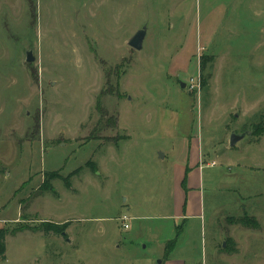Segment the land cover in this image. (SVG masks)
I'll list each match as a JSON object with an SVG mask.
<instances>
[{
	"label": "rangeland",
	"instance_id": "obj_1",
	"mask_svg": "<svg viewBox=\"0 0 264 264\" xmlns=\"http://www.w3.org/2000/svg\"><path fill=\"white\" fill-rule=\"evenodd\" d=\"M192 135L216 165L184 221ZM0 228V264H161L178 233L188 264H264V0H0Z\"/></svg>",
	"mask_w": 264,
	"mask_h": 264
},
{
	"label": "crops",
	"instance_id": "obj_2",
	"mask_svg": "<svg viewBox=\"0 0 264 264\" xmlns=\"http://www.w3.org/2000/svg\"><path fill=\"white\" fill-rule=\"evenodd\" d=\"M186 137V136H185ZM187 141V158L185 162L174 163V177L178 182L176 187L175 203L179 214V219L188 221L191 219H200L204 214V178L203 171L206 167H213L216 165V158L211 157L212 154L207 157L203 155L202 146L199 136L192 135L186 137ZM166 156V154H165ZM208 160V162H204ZM229 171L230 168H229ZM179 231L181 227H179ZM172 239L175 240L169 254L161 262V264H188L187 259L184 257L174 256L178 244V237ZM170 240V241H172ZM166 252V248H165Z\"/></svg>",
	"mask_w": 264,
	"mask_h": 264
},
{
	"label": "trees",
	"instance_id": "obj_3",
	"mask_svg": "<svg viewBox=\"0 0 264 264\" xmlns=\"http://www.w3.org/2000/svg\"><path fill=\"white\" fill-rule=\"evenodd\" d=\"M72 176V173L70 175V177ZM69 177V178H70ZM55 178H63L62 175H60L58 172H47L45 175V181L42 185V188L44 189H53V185L50 183L51 180L55 179ZM248 218V216L243 217V219H240L242 224H246L248 223V220H246ZM254 225H256V221H253ZM67 228V223L64 224H59V223H55V222H47L44 223L41 226L42 231H44L45 233H56V234H64L65 230ZM16 232V231H15ZM18 232V231H17ZM10 233V230L6 229V228H0V258L4 259L5 258V254H6V237L7 235ZM175 240L169 241L167 243L166 246V252H165V257L168 256L172 246L174 245Z\"/></svg>",
	"mask_w": 264,
	"mask_h": 264
},
{
	"label": "water",
	"instance_id": "obj_4",
	"mask_svg": "<svg viewBox=\"0 0 264 264\" xmlns=\"http://www.w3.org/2000/svg\"><path fill=\"white\" fill-rule=\"evenodd\" d=\"M147 35L146 27L139 29L129 40L128 44L134 49L141 50L144 46V41ZM36 57L33 54V49H30L26 52V60L31 63L34 62ZM182 87H185V83H182ZM248 135L247 132L237 133L233 132L230 138V146H235L240 140Z\"/></svg>",
	"mask_w": 264,
	"mask_h": 264
},
{
	"label": "built area",
	"instance_id": "obj_5",
	"mask_svg": "<svg viewBox=\"0 0 264 264\" xmlns=\"http://www.w3.org/2000/svg\"><path fill=\"white\" fill-rule=\"evenodd\" d=\"M200 81H201L200 77H198V79L192 78L190 80L192 87H194L195 85H197L199 88H200ZM126 220H127V217L125 216L123 218V226L127 229V228H129V224L126 223Z\"/></svg>",
	"mask_w": 264,
	"mask_h": 264
}]
</instances>
